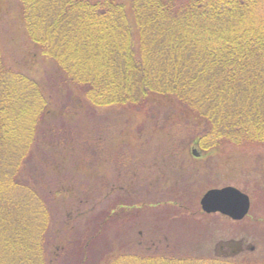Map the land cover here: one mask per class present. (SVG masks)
<instances>
[{"label":"trees","instance_id":"1","mask_svg":"<svg viewBox=\"0 0 264 264\" xmlns=\"http://www.w3.org/2000/svg\"><path fill=\"white\" fill-rule=\"evenodd\" d=\"M8 7L35 52L29 69L44 66L50 75L37 79L18 60V68L6 65L0 44V264L58 259L49 251L62 241L52 230L62 189L53 195L39 184L37 165L27 167L35 149L67 145L49 127L57 107L68 116L130 113L171 101L204 154L264 146V0H12ZM118 215H103L97 232ZM69 220L67 213L66 233ZM180 257L119 253L105 264H264Z\"/></svg>","mask_w":264,"mask_h":264},{"label":"rangeland","instance_id":"2","mask_svg":"<svg viewBox=\"0 0 264 264\" xmlns=\"http://www.w3.org/2000/svg\"><path fill=\"white\" fill-rule=\"evenodd\" d=\"M11 1L0 0L3 61L18 68V60L25 73L47 79L44 66L29 69L35 52L8 7ZM55 95L60 104L67 101L63 91ZM57 108L49 127L59 132L54 141L63 146L66 137L67 145L39 147L27 164L37 165L39 184L53 195L62 189L53 199L59 213L52 230L62 239L50 244L49 255L58 256L54 264H82L79 250L87 241L84 264H105L119 253L264 259V146L225 145L204 154L191 141L187 116L171 101L156 100L147 112L97 108L68 116ZM227 186L249 197L240 221L201 210L208 190ZM67 213L72 231L66 233ZM107 214L118 218L97 232Z\"/></svg>","mask_w":264,"mask_h":264},{"label":"water","instance_id":"3","mask_svg":"<svg viewBox=\"0 0 264 264\" xmlns=\"http://www.w3.org/2000/svg\"><path fill=\"white\" fill-rule=\"evenodd\" d=\"M249 198L234 187L210 189L200 199L204 213H219L233 221L242 220L249 211Z\"/></svg>","mask_w":264,"mask_h":264}]
</instances>
